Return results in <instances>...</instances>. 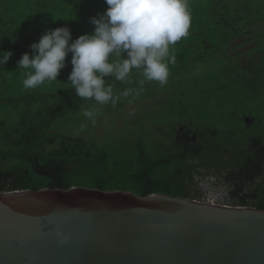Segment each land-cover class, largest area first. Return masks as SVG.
<instances>
[{"label": "trees", "instance_id": "16d2710c", "mask_svg": "<svg viewBox=\"0 0 264 264\" xmlns=\"http://www.w3.org/2000/svg\"><path fill=\"white\" fill-rule=\"evenodd\" d=\"M188 7V35L170 47L175 62L169 64L167 82L145 81L141 86L143 77L135 69L130 82L106 78L120 98L115 106L105 104V111L165 95L172 98L171 111H176L178 121L192 124L186 113L192 107L224 123L240 121L236 107L242 106L240 113L243 107L251 110L243 100L258 104L264 95V0H188ZM107 8L104 0H0V51L14 53L0 66V193L82 187L195 199L190 184L200 160L210 157L207 153H186L174 145L157 153L154 148L152 156L142 143L98 141L78 134L89 119L80 112L97 102L78 97L69 84L71 54L58 81H46L35 89L23 87L24 70L17 69V61L24 53L31 55V44L59 27L70 28L73 40L92 34L95 26L89 19ZM126 89L135 91L128 97L120 95ZM251 112L258 114L253 128L264 131V102ZM176 123L171 131L177 129ZM74 126L83 127L67 131ZM224 131L228 138L236 134ZM216 132L214 128L205 133L209 145L227 144L226 139L213 137ZM239 135L247 145L246 135ZM252 146H264V139H252ZM252 169L255 175L261 173L259 163ZM251 202L234 204L264 210V202Z\"/></svg>", "mask_w": 264, "mask_h": 264}, {"label": "water", "instance_id": "95a60500", "mask_svg": "<svg viewBox=\"0 0 264 264\" xmlns=\"http://www.w3.org/2000/svg\"><path fill=\"white\" fill-rule=\"evenodd\" d=\"M0 264H264V210L82 187L0 193Z\"/></svg>", "mask_w": 264, "mask_h": 264}, {"label": "clouds", "instance_id": "9594fccd", "mask_svg": "<svg viewBox=\"0 0 264 264\" xmlns=\"http://www.w3.org/2000/svg\"><path fill=\"white\" fill-rule=\"evenodd\" d=\"M107 10L91 17L92 34L73 40L68 27L47 30L38 43L30 45L31 55L24 53L17 61L24 89H35L46 81H58L66 58L71 54L69 84L76 95L94 99L101 105L115 106L120 96L106 78L130 82L135 69L139 81L164 85L169 77V64L175 62L170 47L188 35L191 13L188 0H104ZM15 42V41H13ZM14 55L0 51V66ZM134 89L120 95L128 97ZM93 111L84 116L94 118ZM93 123L95 120L93 119Z\"/></svg>", "mask_w": 264, "mask_h": 264}, {"label": "rangeland", "instance_id": "374dc122", "mask_svg": "<svg viewBox=\"0 0 264 264\" xmlns=\"http://www.w3.org/2000/svg\"><path fill=\"white\" fill-rule=\"evenodd\" d=\"M264 37H262L261 41ZM241 51V50H239ZM237 52H235L236 54ZM166 100L164 102H161L159 104L160 106L156 108V105L159 103V99ZM258 104L256 101H245L243 100V103L248 104L251 108H257L261 103L264 102V95H261L259 97ZM173 103L172 98L165 97V95H161V97L158 98H147L140 100L139 102L131 103L120 110H116L113 112H107L105 111L106 107L105 105L101 104H90L86 105L83 109L84 111H97L94 112V118H89L87 122H85L84 130L81 131L78 134L85 137L87 135L94 136L96 140L100 139H108L113 140L120 143H125L129 145H133L138 142L142 143V147L145 150H150L152 152V156L154 155V142H153V136L155 137L159 133H154L153 131L159 132L160 130H156L155 126L157 125H169L176 122H179L177 120V117L175 116L176 111H171V105ZM248 106V108H249ZM154 108H156L154 110ZM242 106H239L238 108H235L236 113L239 117V122L227 119L226 122L223 123L221 119H218L217 117H213L211 114H209L206 110H201V108H194L190 107L187 109L186 113L187 116L191 117L192 119L190 122L193 123V127L200 129L203 127L206 128H215L216 129V135L213 136L214 138L217 137V139H226V142L229 140H233V143H238L236 140L240 139V132L243 129L244 123L243 120L240 118V110ZM245 111L247 108L243 107ZM233 111V110H232ZM255 114V113H253ZM84 115L82 111L80 112V116ZM262 119V114L259 115ZM197 117H201L202 120L195 121ZM93 119L95 120V123H93ZM190 118H188L189 120ZM233 119H235L233 117ZM83 126L78 127H72L70 130H67L69 132H77L80 130V128ZM171 126H166V131H170ZM224 130H234L236 134L231 137H225L222 135ZM157 153V151H155ZM191 190H193V196L194 200L199 201H206L207 199L214 200L217 204L221 205H232L234 204V201L228 202L226 200V197L223 195H218L217 192H220L224 189H226V186L222 185L220 180L212 181L205 179L203 177L202 179H199L197 181H193V183L190 184ZM204 190V191H203ZM221 193V192H220Z\"/></svg>", "mask_w": 264, "mask_h": 264}, {"label": "flooded vegetation", "instance_id": "af4514ba", "mask_svg": "<svg viewBox=\"0 0 264 264\" xmlns=\"http://www.w3.org/2000/svg\"><path fill=\"white\" fill-rule=\"evenodd\" d=\"M165 100L166 98L159 99L156 108ZM248 110L250 112L243 111L240 115L244 123L241 134L246 135V140L249 139L247 145L244 141L242 142L241 138L236 140L238 143L231 142L228 147L226 146L228 142L227 144L219 142L216 145H209L211 141L208 143L205 133L208 131L211 134L213 129L212 131L207 130L206 127L197 129L193 127V123L186 124L179 121L175 125L177 129L173 131H166V126H171V124L155 126L156 130H160L159 132L153 131L156 134L159 133L155 137L153 136L155 151H165L175 145L182 148L186 153L191 151L207 153L210 157L200 160L196 171L193 173V181L203 177L210 182L220 180L226 189L220 191L221 193L217 192V194L225 196L228 202H232V200L234 203L237 200L264 202V146H252V139H264V131L253 128L258 121V114H253L254 112ZM258 163L261 173L255 175L256 170H253L252 166ZM229 206L239 205L232 204ZM246 207L258 209L252 204Z\"/></svg>", "mask_w": 264, "mask_h": 264}, {"label": "bare ground", "instance_id": "6f19581e", "mask_svg": "<svg viewBox=\"0 0 264 264\" xmlns=\"http://www.w3.org/2000/svg\"><path fill=\"white\" fill-rule=\"evenodd\" d=\"M188 85V84H187Z\"/></svg>", "mask_w": 264, "mask_h": 264}]
</instances>
